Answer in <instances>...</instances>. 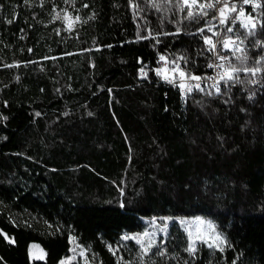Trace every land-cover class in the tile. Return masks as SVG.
<instances>
[{"label": "trees", "instance_id": "1", "mask_svg": "<svg viewBox=\"0 0 264 264\" xmlns=\"http://www.w3.org/2000/svg\"><path fill=\"white\" fill-rule=\"evenodd\" d=\"M258 2L253 26L230 25V68L241 71L218 92L180 98L155 69L163 57L185 61L186 77L206 72L205 39L219 32L210 11L182 0H0V264H60L73 243L91 264H264ZM196 215L215 223L223 248L190 253L175 222L154 244L128 237L143 218Z\"/></svg>", "mask_w": 264, "mask_h": 264}, {"label": "built area", "instance_id": "2", "mask_svg": "<svg viewBox=\"0 0 264 264\" xmlns=\"http://www.w3.org/2000/svg\"><path fill=\"white\" fill-rule=\"evenodd\" d=\"M214 3L215 6L212 8H204V10L210 11V16L207 18V22L218 27L219 32L214 37L211 38V44L205 43V49L210 53V60L207 64L206 72L198 75H194L191 77H186L182 71V65H186L185 61L177 62L171 70L174 76L172 79L164 76V69L169 68L167 61L159 60V67L155 69V75L160 76L161 80L165 83H170L173 86V89L177 91L180 98H185L193 91H214L217 92V89H221L223 81L220 80V76H223L225 73V69L230 68L233 57L236 54L237 50V37L233 30L231 29V24L251 27L253 25H245L242 23V20L247 19V17H251L252 24H254L255 19L252 16V12L259 8L258 0H251L250 3L245 4L241 1L240 4L235 0H203L198 2V4H207ZM228 5L229 8L232 5L236 6V11H228L225 10V22L221 23V14L220 9L224 8L225 5ZM258 5L254 7L253 5ZM243 9L245 15L240 16L239 12ZM239 9V11H238ZM229 41L228 47H224V42ZM212 65V67H209ZM218 65H223L224 67H218ZM162 66L165 68L163 69ZM183 73V75H181ZM193 77H200V79H193ZM183 85V87H181ZM199 85V87H197ZM191 89V91H189Z\"/></svg>", "mask_w": 264, "mask_h": 264}, {"label": "rangeland", "instance_id": "3", "mask_svg": "<svg viewBox=\"0 0 264 264\" xmlns=\"http://www.w3.org/2000/svg\"><path fill=\"white\" fill-rule=\"evenodd\" d=\"M63 20L65 26L68 29L73 28L74 25L77 23V19L73 18L68 14L63 15ZM242 23L245 25H253L252 21L249 20L248 18L242 20ZM164 60H165L164 58L161 59V61ZM173 66L174 65H171L169 66V68L166 69H164L165 67L162 66V68L164 69L163 73L165 77H168L169 79L173 78L174 75L171 73L173 72V70H171ZM143 220L146 223V228L140 234L137 233V234L128 235L130 239L137 242L141 247H144V245L148 241L151 244H154L161 235H165L167 227L172 222L177 223L184 230L188 242V249L190 244L195 250L197 246L200 244L215 249H221L224 247L225 242L220 243V241L216 239V237L219 236L223 241H225L224 236L218 231L215 223L209 218L196 215V216H175V217H161V218L159 217V218H151V220L147 218H143ZM199 221H203V223H200ZM209 224L212 225V228H209ZM72 263L91 264V260L85 254V250L74 243L71 246L69 255L60 262V264H72Z\"/></svg>", "mask_w": 264, "mask_h": 264}, {"label": "snow or ice", "instance_id": "4", "mask_svg": "<svg viewBox=\"0 0 264 264\" xmlns=\"http://www.w3.org/2000/svg\"><path fill=\"white\" fill-rule=\"evenodd\" d=\"M218 2V0H217ZM243 2L245 4H248L251 2V0H243ZM182 3L184 4V6L186 8H189L191 9L192 7L194 6H199L201 9H204V8H212L215 6L214 3H207V4H198V0H182ZM254 7L258 6V5H253ZM225 10H228V11H236V6L235 5H232L230 8L229 6L226 4L224 6V8H221L220 9V14H221V23H224L225 22ZM239 15L240 16H244L245 13L243 11V9L241 8L240 12H239ZM188 16L191 18L193 17V13L192 11H188ZM249 20L251 19V17H247ZM211 30V29H209ZM232 29H228V31H231ZM201 31H203V29H201ZM205 43L207 44H211V40L206 38L205 39ZM228 44H229V41H225L224 42V47H228ZM161 59H163V57H161ZM209 67H212V65H209ZM218 67H224L223 65H218ZM241 71V69H238V68H228V69H225V73L223 76H220V80H233L234 79V74ZM246 71H251L253 73V75H255V73L257 71H259V69H246ZM181 75H183V73H181ZM193 79H200V77H193ZM183 87V85L181 86ZM197 87H199V85H197ZM189 91H191V89H189ZM217 91H219V89H217ZM38 115V114H37ZM200 223H203V221H199ZM209 228H212V225L209 224ZM216 239L218 241H220V243H224L225 241H223L219 236L216 237ZM195 249L192 247V245L190 244L189 245V249L188 251L191 253L193 252Z\"/></svg>", "mask_w": 264, "mask_h": 264}]
</instances>
